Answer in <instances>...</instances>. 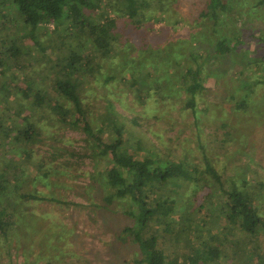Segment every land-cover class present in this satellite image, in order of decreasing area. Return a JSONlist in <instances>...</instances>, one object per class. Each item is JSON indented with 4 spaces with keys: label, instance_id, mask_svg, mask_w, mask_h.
Segmentation results:
<instances>
[{
    "label": "trees",
    "instance_id": "trees-1",
    "mask_svg": "<svg viewBox=\"0 0 264 264\" xmlns=\"http://www.w3.org/2000/svg\"><path fill=\"white\" fill-rule=\"evenodd\" d=\"M144 2L147 0H0V19L9 17L13 22L9 35L0 39V98L5 104L9 103L8 100L14 102L12 109L5 106L0 108V145L5 148L12 146L4 150L5 155L8 153L9 156L5 158L6 166L3 170L0 169V264H17L12 257L25 236L23 225L29 227L34 224V220L38 218L34 212L44 213L40 211L43 209V202H55L60 206L72 202L77 207H85L83 203L45 195L44 192H38L37 187L31 190L26 188L33 180L38 186L47 184L50 181L48 178H57L56 172H63L64 162L70 163L73 158L83 156L106 161L109 166L92 175V180L98 182L103 189L102 203L97 205L113 211V205L117 201L122 207L119 212L129 219L112 233L110 244H120L117 249L114 245H109L110 251L114 253H119L123 246L135 250V253L123 259V264H234L222 261L225 253L217 238L205 241L201 234H197L192 238L189 248L177 247L180 238L174 233L172 217L176 215L179 218L178 214L184 215L190 210L188 208L193 210L199 203L196 198L193 203L190 199L184 204L180 203L182 181H202V191L212 182L219 183L223 191L218 208L220 215L228 223L240 224L249 237L259 236L261 233L264 235V214L254 207L258 191L223 187L221 174L213 167L207 155H204L205 168L194 176L193 164L187 160L188 157L177 158L170 152H164L162 147L153 151L146 148L141 138L133 141L131 136L134 133L124 122L120 123L109 117L107 122L104 120L109 129L103 125L94 128L90 123L88 114L94 110L84 100L87 91L85 86H91L96 77L102 78L106 85L119 78L127 86L136 87V95L142 101L148 99L149 89L144 86L147 78L154 79L152 83L157 84L158 88L161 85L158 92L164 98L168 96L164 92L167 85L172 86V80H179V84H186L184 104L194 108L198 92L205 89L202 84L203 63L198 61L200 58L225 61L230 55L242 56V52L249 64H254L256 70L260 67L264 72V33L256 35V29L249 25L247 27L246 24L242 28L235 27L231 35L225 31L226 13L233 8L230 0H202L198 15L204 20H211L214 34H208L210 39L207 44L210 46L206 53L197 50L201 48L203 41L198 39L200 31L191 33L190 40L182 39L165 44L159 42L161 35L156 34L151 41L157 43L153 46L145 43L142 49L147 50V60L151 57L147 64L159 68V73L157 70H148L147 78L138 74L146 61L143 57L135 59L125 53L127 45L121 49L123 54L119 58V71L102 72L104 65L99 60L113 51L112 38L117 34L119 23L128 24L129 20H133V32L143 28L141 23L145 13L140 8ZM111 13L116 14V17H112ZM48 24L55 25V28L50 31L47 27L49 31H45V36L48 37L42 41L38 31L41 26ZM50 32L58 34V37L50 40ZM123 34L122 31L121 35ZM47 40L50 47L45 45ZM74 40H77L75 45ZM251 40L255 49L248 54V50H244L242 45ZM35 50L43 51L44 55L39 53L36 63L41 68L36 72L37 76L33 77L27 75L25 70L28 68L26 64L35 58ZM49 50L52 54L48 53ZM190 56L194 62H198L197 65L188 64L177 70L175 60L180 63L182 59L184 63L187 62L184 58ZM8 70H11L10 74ZM47 81L51 82V87L45 85ZM160 82L162 83L159 84ZM105 109V115H117L112 110V104L105 106ZM46 114H49V119L59 123L62 129L71 127L81 130L84 133V143L80 148L63 146L57 130L46 134L43 124L39 123L41 119L44 123ZM36 115H39V120H36ZM134 120L137 121V118ZM48 140L49 154L41 153L40 162H34L30 149ZM23 146L20 155L18 149ZM9 148L14 151L9 153ZM65 155L68 156L64 161L59 158ZM26 173L32 179L25 178ZM93 188L91 187L92 190ZM92 194L93 191L85 192L89 202L97 206ZM196 195L195 190L194 196ZM208 210H212V207L208 206ZM26 214L33 216L26 219ZM102 219L104 224L113 222L107 216H102ZM57 223L58 221L55 222ZM56 228L53 233L55 240L59 242L63 239V234L57 226ZM36 236L40 242L37 245L47 244L44 243L47 238L40 239V236ZM36 236L31 240L36 241ZM169 246H172L171 249ZM4 252L8 256L3 262ZM28 256L27 264H91L88 258L83 262L76 255L72 260L62 262L51 257L41 259L38 252H31ZM116 257L120 259L119 256ZM261 261L264 263L263 259Z\"/></svg>",
    "mask_w": 264,
    "mask_h": 264
},
{
    "label": "rangeland",
    "instance_id": "rangeland-1",
    "mask_svg": "<svg viewBox=\"0 0 264 264\" xmlns=\"http://www.w3.org/2000/svg\"><path fill=\"white\" fill-rule=\"evenodd\" d=\"M230 2L233 3V8L226 13L224 24L225 31L229 32V35L235 27L242 28L244 24L247 27L253 26L252 28L256 29L254 30L256 35L264 33V2L260 0H230ZM201 5L202 0H147L144 2L140 8V11L145 13L141 23L143 28L133 32L135 30L133 20H129L128 24L119 23L117 34L112 38L113 51L109 56L99 60L104 65L102 72L117 73L119 71L117 69L119 58L123 54L121 49L127 45L125 53H129L135 59L143 57L146 61L144 68L139 70L138 74L147 78L148 70H157L159 73V68L147 64L151 57L147 60V57L145 58L148 54L147 50L142 49L145 43L152 46L157 43L151 41L156 34L161 35L159 42L165 44L171 41L179 42L182 39L190 40L191 33L200 31L203 34L199 32L198 39L203 41L201 40V48L197 50L201 51L200 53H206L210 46L207 44L210 39L208 34H214H212L211 20H204L198 15ZM111 14L113 17L114 14ZM114 16L116 17V14ZM12 24L9 17L0 19V39L9 35L13 29ZM47 27L53 31L55 25L41 26L38 32L42 41L48 37L45 36V31H49ZM122 31L123 35H121ZM126 32L129 34L125 35ZM51 34L50 40L52 37H58V34L53 32ZM148 37H150L149 40ZM76 41H73L74 45ZM45 45L50 47L48 40ZM242 46L245 47L244 50H248V54L253 53L255 49L252 40L246 41ZM47 51L48 48H46V55ZM183 51L184 48L182 53ZM42 52L34 51L35 58L27 63L28 68L24 69L27 75L37 76L36 72L40 71L41 65L37 64L36 60L39 58V53L44 55ZM240 54L242 56L230 55L225 61L222 59L209 61L202 58L198 60L203 63L202 84L205 89L198 92L194 108L184 104L187 95L184 91L186 84H179V80H172L170 83L172 86L167 85L164 92L168 96L164 98L158 92L161 85L158 88L157 84L152 83L154 79L147 78L144 86L149 89L146 97L148 99L142 101L136 95L137 88L127 86L128 84L119 78L106 85L102 82V78L96 77L91 86H85L87 91L84 100L94 110L88 114L90 123L94 128L103 125L109 129L106 123L109 117L120 123L124 122L131 127L132 134L134 133V136H131L133 141L141 138L146 148L149 147L153 151L162 147L164 152H170L177 158L188 157L187 160L193 164L194 176L198 175L199 170L205 168L204 155H207L213 167L221 174L223 187L258 191L254 207L264 214V79H262L264 72L260 67L256 70L254 64L247 62L245 54L242 52ZM184 59L187 62L182 63L181 59L178 63V60H175L177 70L184 65L196 66L198 63L194 62L191 56ZM10 71L8 70V74ZM242 71H244L243 75ZM205 73L210 75L206 76ZM256 81L260 82L256 83ZM45 85L51 87V82L47 81ZM174 85L176 86L173 87ZM7 102L9 103L5 104L6 102L0 98V108L5 106L12 109L14 102L9 100ZM110 104L117 115L114 116L113 113L105 115V106ZM48 111L52 113L50 109ZM35 117L36 120L40 119L39 115ZM48 117H50L49 114H46L44 123L42 119L39 122L43 124L46 134L57 130L63 146L80 148V145L84 143L82 138L84 133L81 130L71 127L62 129L59 123ZM134 118H137V121ZM48 142L49 140L38 143L30 149L33 152L34 162H40L41 153L49 154ZM8 147L0 145V169L2 170L7 164L5 158L9 154L5 155L4 150H8ZM20 148L18 150L21 155L24 146ZM12 150L14 151L9 148V153H12ZM67 156L59 158L64 161ZM62 166L63 172H56L57 178L51 176L47 184L39 186L33 180L26 188L31 190L37 187L38 192H44L45 195L78 204L83 203L85 207H77L71 202L64 203V208L55 202H43L44 206L40 211L44 213L34 212L38 217L34 216L37 218L34 220V226L23 225L25 236L22 241L20 240L21 245L14 252L12 260L17 264H27L28 255L31 252H38L41 259L51 257L58 262L72 260L76 255L80 256L83 262L88 258L91 264H123V259L135 253V250L123 246L119 253H114L110 251L109 245H114L117 249V245L120 244H110L112 233L129 219L119 212L122 207L117 201L113 205V211L97 205L102 203L103 189L98 182L92 180L94 173L109 167L107 162L83 156L73 158L70 163L64 162ZM27 175L26 173L24 177L32 179ZM181 185L180 192L178 191L180 203L184 204L187 199L193 203L195 198L199 203L193 210L188 208L190 210L184 215L178 214L179 218L176 215L172 217L174 233L181 240L177 242V247L189 248L193 242L192 238L201 234L205 241L211 239L214 241L215 238L221 241L225 253L222 261L225 263L264 264L261 261V259L264 260V235L261 233L259 236L249 237L240 224L228 223L218 212L223 198L219 183L212 182L209 185L212 188L208 187L203 191L202 181H182ZM195 190L196 196H194ZM88 191H93L92 196L97 206L92 205L86 198L85 192ZM205 199L207 200L204 201ZM208 206L212 207V210H208ZM31 216L33 215L26 214V219ZM102 216L109 217V220L113 219V222L109 225L104 224ZM54 221L58 223L55 224ZM56 226L63 234V239L59 242L55 240L53 233L57 230ZM36 235L40 236V239L47 238L44 242L47 244L37 245L40 242ZM35 236L36 241H32L31 238ZM171 247L169 246L170 249ZM7 256L4 252L3 262Z\"/></svg>",
    "mask_w": 264,
    "mask_h": 264
}]
</instances>
